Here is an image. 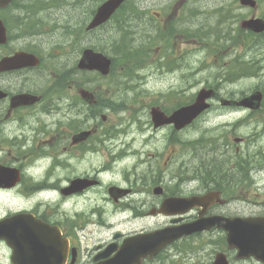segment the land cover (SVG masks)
<instances>
[{"label": "flooded vegetation", "instance_id": "flooded-vegetation-1", "mask_svg": "<svg viewBox=\"0 0 264 264\" xmlns=\"http://www.w3.org/2000/svg\"><path fill=\"white\" fill-rule=\"evenodd\" d=\"M29 1L32 0H26V2ZM178 1L172 16L183 2V0ZM20 2L23 4L22 1L16 0L9 6L0 7V19L7 29V36L0 41V227L5 226L9 219L16 217L14 223L19 228V232L28 233L43 243L45 242L40 239V236L48 238L44 235H49L51 236L48 238H51L49 243L56 239L67 247L63 264H94L97 254L105 250L110 243H122L128 234H124L116 242L112 238V241L94 248L89 253L90 257L82 260V249L77 242L79 231H83L90 225L112 227L107 219L127 212L126 209L133 211L132 215L136 214L138 218L152 216L153 211L157 213V210L164 208L166 213L155 214L165 219L164 223L158 227L190 223L200 218L215 216L224 218L264 216V211H260L264 208V173L257 174L251 171V165L264 168V90L255 88L245 93H231L223 96L218 88L214 87L216 93L209 100L210 108L193 122L196 125L203 116L218 111L232 116L224 127L236 135L239 129L254 125L255 129L253 128L249 134L235 136L234 143L231 145L230 137L222 136L225 156L229 148L233 146L236 148L237 172H230L228 166L230 159H223L220 162L212 161L211 164L220 165L219 172H213L211 165H209V172L201 171L192 174L179 172L173 176L176 180L174 186L170 188L161 186L163 191L157 194L160 197L158 204L150 205L143 211H137V206L132 207L131 198L141 189H146V183L143 182L139 187L135 184L120 186L105 178L106 174L112 171L111 168L122 159L139 154L140 160L143 161L144 152L146 155L147 151L151 152V149H147L152 147L147 145L151 136L147 137L143 144L144 148L147 147L145 151L140 148L131 150L134 137L129 142L124 140L119 144L116 142L120 138L119 132L110 133V137L109 132L100 134L99 123L93 124V122L98 118L103 122L104 118H107L105 114L107 111L114 114L115 111L127 109V106L126 103L121 102L124 100L114 93H108L104 98V95L98 92V88L94 90L88 87L90 81L87 80V70L79 67L86 48L81 49L80 52L77 51L75 66L72 69L64 70L63 67L60 71L58 69L59 73L55 78L41 76L46 72V61L52 56L51 51H42L38 45H21L20 40L24 37L13 34L18 20L14 23L7 20L8 13L15 8L19 9L16 17H21V8L18 7ZM156 13L160 15L159 19L162 23L167 25V18H164L162 13ZM26 36L31 37L35 34ZM180 47L175 48L174 60L170 64L174 68L168 70V73L179 68L180 61L184 59ZM260 47L264 48V46ZM56 48L61 46L57 45ZM21 51L35 54L40 62L36 65L24 66L18 65V61H5L8 57H15ZM195 53L196 50L192 46L191 54ZM262 56L261 60H263ZM65 59L69 65L70 59L66 54ZM166 62L167 56L163 55L161 67H169ZM62 64L63 62L60 65ZM254 64V60L235 59V70L228 75L227 80L234 82L236 77H254L257 73L253 67ZM76 71L80 72V76H77ZM69 81L75 82L74 85ZM257 90H261L262 93L255 92ZM258 93L261 95L259 101L249 100ZM196 97L197 93L186 101H171L169 107L149 103L151 126L155 130L170 127L172 134L168 137L170 140H175L177 138L175 134L189 129L193 124L182 129H177L174 123L157 126L153 120L152 111L156 108L171 115L178 108L193 103ZM164 101H167L166 96ZM257 124H261L262 127L260 128ZM202 127L200 124L197 126L200 131L204 129H200ZM140 130L145 131L142 127ZM122 135L127 137V134ZM199 140L197 139L194 143ZM177 141L180 140L177 139ZM113 143L118 144L113 145ZM189 145L195 148L193 143ZM253 147H258V150L250 153L249 150ZM109 148L112 151H107ZM105 154L109 160L104 158ZM204 167L205 165L203 169ZM113 186L122 187L127 194L113 196L111 193ZM208 194L211 195L202 201H196L197 204L187 211L180 209L173 201L165 202L169 197ZM89 202L91 206L88 208ZM105 204L111 205L112 209L108 211L104 207ZM243 209H250V211H241ZM181 210L185 213L170 215L172 212ZM195 236L199 240L205 236L203 242L210 246L212 257L211 263L208 264L217 262L219 252L224 253L226 264H264V259L256 255H240L237 248H231L227 232L218 229L217 226L209 231L196 233ZM7 247L10 251V262L14 264L13 249L4 237H0V255L2 249ZM175 248L178 250L177 244L169 246L159 260L167 261L168 258H163L170 256V250ZM55 249L58 251V246ZM185 258L182 256L178 261L171 263L185 264ZM190 264L196 263L190 262Z\"/></svg>", "mask_w": 264, "mask_h": 264}, {"label": "rangeland", "instance_id": "rangeland-1", "mask_svg": "<svg viewBox=\"0 0 264 264\" xmlns=\"http://www.w3.org/2000/svg\"><path fill=\"white\" fill-rule=\"evenodd\" d=\"M37 2L45 7L42 10L33 4L25 7L20 2L19 5L23 8L21 14L25 18L24 20L41 18L40 28L43 29L44 33L27 37L22 35L21 30L16 27L13 34L24 37L20 40V44L23 46L38 45L42 51H51L52 56L46 61V72L41 76L55 78L62 67L64 70L72 69L75 66L76 53L86 47L103 51L116 59V67L110 76L104 78L91 73L87 76V80L90 81L88 87L94 90L98 88V92L103 94L104 98L108 93H114L120 98L125 96L123 102L126 103L127 109L115 111L114 114L107 111L105 113L107 118L105 117L103 122L100 118L93 122V124L99 123L100 134L119 132L120 138L116 140L119 144L124 140L129 142L134 137L131 150L140 148L145 151L147 147L144 148L143 144L151 136V140L147 144L152 146L147 148L148 150L151 149V152L147 151V155L144 152L143 158L145 157V159L143 161L140 160L141 155L139 154L135 157L122 159L123 161L121 160L115 167L111 168L112 171L106 174L105 180H112L120 186L135 184L139 187L143 182L146 183V189H141L131 198L133 208L137 206V211H143L150 205L158 204L160 197L154 193L156 187L170 188L176 184L173 176L177 173L201 172L203 166L211 165L213 160L220 162L223 159H230L228 164L230 172H237L236 148L235 146L229 148L225 156L222 136L230 137L231 145L234 143L235 136L249 134L253 128L255 129L254 125L239 129L236 135L224 127L232 116L215 111L203 116L196 125L193 124L189 129L175 134L177 136L175 140H170L168 137L172 134L170 127L155 130L151 126L148 104L157 103L169 107L171 101H186L205 86L218 88L223 96L231 93L241 94L255 88L264 90V48L260 47L264 46V33L251 34L240 27L241 20L254 13L253 8L242 6L238 0H185L172 16L177 0H128V4L138 6L140 13L137 19L127 23L129 38L133 40L132 53L135 54L138 49L145 51L143 54L145 61L143 60L138 63L139 66H135V62L122 65V61H119L120 52L118 50L121 43L119 39L123 35V32L118 31L119 26L116 19L119 16L93 31L86 29L99 0H86L87 3L81 7L75 6L74 0H33L34 4ZM258 2L255 13L264 18V0H258ZM34 7L36 11H39L38 13L29 12V9L34 10ZM144 12L149 15L144 14ZM156 12H161L163 17L167 18V25H161L160 21L158 22L160 16L158 17ZM9 13L10 20L16 21L19 9L15 8ZM126 15L129 17L128 14ZM153 26H164V30H174L171 42L168 43L167 47L162 45L161 50L159 49V39L154 41L144 38ZM155 31L159 32V28H156ZM156 32H153V35ZM188 38L191 41H186ZM182 41L183 43H181ZM57 45H60L61 48H56ZM177 46H181L184 59L180 61L179 68L174 72H167L174 67L165 66L163 68L160 63H148L150 60L149 51H152L153 47L159 49L154 56V58H158L160 51L164 55H168ZM192 46L196 50L194 55L191 54ZM65 54L70 59L69 65L65 61ZM261 56L263 60H261ZM237 58L242 61H255L253 66L257 73H254V77L240 78L235 76L237 79L234 82L227 80L228 75L235 70V59ZM63 59L64 61H62ZM61 62H63L62 66L60 65ZM58 65L60 66L57 67ZM76 73L77 76H80L79 71ZM69 82L73 85L75 83ZM64 91L66 92L65 89ZM165 96L167 101H164ZM199 124L201 127L203 126L200 128H204L203 131L198 130ZM257 125L262 127L261 124ZM91 126L94 127V125ZM140 127L145 131L141 132ZM122 134H127V137ZM197 139L200 140L194 143ZM118 143H113V145ZM189 143H193L195 148ZM257 150L258 147H253L249 151L254 153ZM107 151L112 150L109 148ZM105 157L109 160L106 154ZM251 171L260 174L264 173V168L251 165ZM90 206L91 203L89 202L88 208ZM104 207L108 211L112 209L111 205L105 204ZM236 209L239 208L236 207ZM87 210L89 212V209ZM126 210L127 212L110 216L107 219L112 227L90 225L83 231H79L77 242L82 249V260L89 258V253L94 248L110 241L116 230L129 235L143 229L157 228L165 221L160 216L137 218L136 214L132 215L133 211ZM241 211L249 212L250 209ZM260 211H264V208ZM203 237L205 236H202L201 240L199 238L190 239L188 244H180V247L183 248L182 251L176 248L170 250L171 255L165 262L148 263L172 264L171 262L179 260L184 255H186L184 256L186 257L185 264H190V262L196 264L211 263L210 246L203 242ZM9 253L8 247L2 249L0 264H11Z\"/></svg>", "mask_w": 264, "mask_h": 264}, {"label": "water", "instance_id": "water-1", "mask_svg": "<svg viewBox=\"0 0 264 264\" xmlns=\"http://www.w3.org/2000/svg\"><path fill=\"white\" fill-rule=\"evenodd\" d=\"M10 0H0V5L9 3ZM124 0H109L97 12L94 19L89 25V29L97 27L107 21L116 8ZM243 4L256 5L255 0H241ZM257 31L264 30V20L252 19L243 24ZM6 30L0 27V41L5 38ZM5 61H18V65H34L38 62L34 55L20 52L15 57H8ZM112 60L103 53L95 52L92 49L85 51L80 66L87 69H95L103 74L110 71ZM214 92L212 90L203 89L199 92L196 101L188 106L182 107L175 111L171 116H166L163 112L153 111V120L155 124L163 125L174 123L177 129H181L191 123L202 111L210 107L207 103ZM261 95L255 94L250 101H259ZM160 192V191H159ZM113 196L123 195L124 192L117 188L111 189ZM210 195L205 196L208 197ZM176 204L179 203L180 209L186 211L190 206H186L183 199H172ZM191 202V201H190ZM197 204L193 201V205ZM165 212V209H162ZM185 212L183 210L179 213ZM166 213V212H165ZM175 212H172L173 214ZM16 217L6 222L5 226L0 227V237H4L8 244L13 248L14 264H63V256H66L67 247L54 239L51 243L48 238L40 239L28 235V233L19 232V228L15 226ZM176 221V220H175ZM223 227L228 231V240L231 247L239 249L240 255H256L258 258L264 259V217H211L200 218L197 221L188 224L164 227L147 233H141L127 238L121 246L118 244L111 245L106 251L96 256V264H142L143 259L147 256L154 257L159 254L163 248L171 244L175 240L190 235L197 231L212 229L213 226ZM1 226V224H0ZM58 246V251L55 247ZM64 246V247H63ZM115 255L110 257L109 255ZM110 258H109V257ZM215 264H226L224 255H219Z\"/></svg>", "mask_w": 264, "mask_h": 264}, {"label": "trees", "instance_id": "trees-1", "mask_svg": "<svg viewBox=\"0 0 264 264\" xmlns=\"http://www.w3.org/2000/svg\"><path fill=\"white\" fill-rule=\"evenodd\" d=\"M119 29L121 32H123V35L121 36L120 38V45H119V61L121 62V64L126 61V63H131L133 62L134 60L129 56V55H133L130 50H131V45L129 44V33H127V31L124 29V27H122L121 25H119ZM115 64H116V61H115ZM135 64H137L135 62ZM211 167L213 169V172H219V168H220V165L218 163L216 164H211ZM209 169V165H205L204 167V171L206 172H209L208 171Z\"/></svg>", "mask_w": 264, "mask_h": 264}, {"label": "bare ground", "instance_id": "bare-ground-1", "mask_svg": "<svg viewBox=\"0 0 264 264\" xmlns=\"http://www.w3.org/2000/svg\"><path fill=\"white\" fill-rule=\"evenodd\" d=\"M170 201H172L171 197H169L165 202H170Z\"/></svg>", "mask_w": 264, "mask_h": 264}]
</instances>
